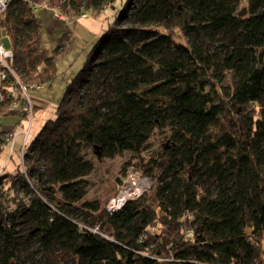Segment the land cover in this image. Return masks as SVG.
<instances>
[{"label":"trees","instance_id":"trees-1","mask_svg":"<svg viewBox=\"0 0 264 264\" xmlns=\"http://www.w3.org/2000/svg\"><path fill=\"white\" fill-rule=\"evenodd\" d=\"M115 1L70 0L95 16ZM240 2L123 1L57 118L0 172V264H264V0ZM4 34L31 89L55 80L70 34L49 55L28 0L0 15ZM96 146L151 179L114 213L82 201Z\"/></svg>","mask_w":264,"mask_h":264},{"label":"rangeland","instance_id":"rangeland-1","mask_svg":"<svg viewBox=\"0 0 264 264\" xmlns=\"http://www.w3.org/2000/svg\"><path fill=\"white\" fill-rule=\"evenodd\" d=\"M28 1L35 9V17L42 24V48L49 55H54L61 38L66 34H70V37H65L66 39L63 41V47H65L66 52L57 56V77L55 80L51 84L40 86L37 89H29V95L35 105L32 127L28 137V142L30 143L37 137L46 122L57 118V108L64 98L70 83L89 61L94 47L104 36L109 25L122 13L124 0H116L114 8L109 7L110 3L105 4L99 16H95L93 11L89 10L87 18H79L73 24L56 18L54 10L51 8H43L41 6L42 0ZM50 1L51 5L58 9L61 0H59L58 4V0H53L55 4H52V0ZM247 1L241 0L240 7L246 5ZM2 40L8 49H12V41L8 35L4 34ZM29 125L30 119H21L16 112H8L4 116L1 131L7 132L15 129L18 137L12 151V161H10L12 142H7L4 145L0 155V168L8 165V171H13L23 161L21 155V146L23 144L22 130L29 128ZM164 142L165 134L156 132L148 143L149 148L144 155L148 157L151 154L160 152ZM97 151L98 149L86 151L88 159L95 164V171L87 177L89 182L88 192L82 201L99 202L101 207L104 208L116 195L120 187L124 185L128 171L131 169L136 170V168L139 170L140 168L130 165V162H135V160L127 152L110 159L98 157ZM9 161L10 164L8 163ZM130 166L132 167L129 168ZM127 167L129 168L128 171L126 170L128 169ZM144 180L146 181L144 186L148 187L151 179L146 177ZM119 181L122 183L119 184ZM150 193L146 196H149Z\"/></svg>","mask_w":264,"mask_h":264},{"label":"built area","instance_id":"built-area-1","mask_svg":"<svg viewBox=\"0 0 264 264\" xmlns=\"http://www.w3.org/2000/svg\"><path fill=\"white\" fill-rule=\"evenodd\" d=\"M14 0H0V15L4 14ZM41 6L43 8H51L54 10V15L61 21L69 22L70 24L75 23L79 18H87V13L75 14L71 8L70 0H61L58 9L53 8L50 0H42ZM15 53L13 48L8 49L0 39V106L5 102L6 97L12 96L14 99L8 106V111L16 112L19 114V118H29V128L23 129V144L21 146V155L24 159L26 153V147L28 144V137L30 135L32 120L34 117L35 105L33 99L29 95L30 86L24 82L21 75L15 68ZM2 118H0V121ZM4 137L7 142H12L11 153L14 150V145L18 137V133L15 129H11L5 132ZM10 155H13L10 154ZM22 159V160H23ZM3 168V167H2ZM0 168V172H2ZM141 175L135 170L131 169L128 171L124 185L120 187L116 195L109 201L105 207L106 211L114 213L120 210L129 200L139 199L144 192L145 186L142 184ZM151 233L156 231L155 227L151 230ZM147 236L144 234L142 239Z\"/></svg>","mask_w":264,"mask_h":264},{"label":"crops","instance_id":"crops-1","mask_svg":"<svg viewBox=\"0 0 264 264\" xmlns=\"http://www.w3.org/2000/svg\"><path fill=\"white\" fill-rule=\"evenodd\" d=\"M59 3V0H58V2H57V4ZM52 4H55V2L52 0ZM109 7H113L114 8V3L113 4H111V5H109ZM101 16V15H100Z\"/></svg>","mask_w":264,"mask_h":264},{"label":"water","instance_id":"water-1","mask_svg":"<svg viewBox=\"0 0 264 264\" xmlns=\"http://www.w3.org/2000/svg\"><path fill=\"white\" fill-rule=\"evenodd\" d=\"M96 148L98 149V146H96ZM98 157H101V153L99 151H97ZM119 180V179H118ZM122 182L119 181V184H121Z\"/></svg>","mask_w":264,"mask_h":264}]
</instances>
